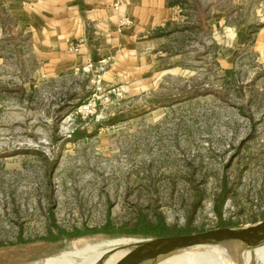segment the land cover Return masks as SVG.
<instances>
[{"label": "rangeland", "instance_id": "obj_1", "mask_svg": "<svg viewBox=\"0 0 264 264\" xmlns=\"http://www.w3.org/2000/svg\"><path fill=\"white\" fill-rule=\"evenodd\" d=\"M168 5L179 17L162 30L144 91L114 74L113 54L103 70L99 60L42 72L0 7V264H95L153 238L40 242L52 217L69 233L139 215L196 233L264 221V69L253 50L264 0ZM80 240L91 253L75 251Z\"/></svg>", "mask_w": 264, "mask_h": 264}, {"label": "crops", "instance_id": "obj_2", "mask_svg": "<svg viewBox=\"0 0 264 264\" xmlns=\"http://www.w3.org/2000/svg\"><path fill=\"white\" fill-rule=\"evenodd\" d=\"M3 5L16 34L28 37L42 72L71 70L113 54L114 74L130 91L147 88L151 54L164 27L179 17L168 0H0ZM122 18L131 24L120 26ZM253 50L264 69V26Z\"/></svg>", "mask_w": 264, "mask_h": 264}, {"label": "water", "instance_id": "obj_3", "mask_svg": "<svg viewBox=\"0 0 264 264\" xmlns=\"http://www.w3.org/2000/svg\"><path fill=\"white\" fill-rule=\"evenodd\" d=\"M250 235L253 236L249 237ZM236 242L244 243L250 248L264 242V221L245 228H219L191 235L139 239L135 243L107 251L95 264H98L108 255L123 249H129V251L116 264H142L184 248Z\"/></svg>", "mask_w": 264, "mask_h": 264}, {"label": "bare ground", "instance_id": "obj_4", "mask_svg": "<svg viewBox=\"0 0 264 264\" xmlns=\"http://www.w3.org/2000/svg\"><path fill=\"white\" fill-rule=\"evenodd\" d=\"M253 235H250L251 237ZM77 252L91 253L94 247L80 241L73 243ZM89 250V251H88ZM129 249L116 251L103 259L102 264H116ZM94 252V251H93ZM243 254V255H242ZM189 255L200 263L218 262L219 264H264V242L247 247L244 243H228L223 245H199L164 254L143 264H196L181 257ZM227 258H230L229 260ZM96 263V262H95Z\"/></svg>", "mask_w": 264, "mask_h": 264}, {"label": "trees", "instance_id": "obj_5", "mask_svg": "<svg viewBox=\"0 0 264 264\" xmlns=\"http://www.w3.org/2000/svg\"><path fill=\"white\" fill-rule=\"evenodd\" d=\"M240 44H245L247 41V37L245 34H239ZM231 74V72H227ZM225 189L222 191L221 196L216 200L214 210L218 217H221V206L223 204V199L225 196ZM51 227L50 231L46 238L41 239L40 242L53 243L62 240H72L79 237L90 236V235H111V236H125V237H174V236H183V235H191L196 234V232H192L190 229L179 230L176 227L168 226L163 218L158 215V217L151 221L145 215H139L134 223L124 224L120 229L114 230L111 227V224L107 223L101 229H87L86 231H78L75 230L71 233L59 228L56 226L54 219H51ZM225 223H221L220 226H225ZM224 228V227H222ZM55 230V232H54ZM199 233V232H198ZM13 246V245H12Z\"/></svg>", "mask_w": 264, "mask_h": 264}, {"label": "built area", "instance_id": "obj_6", "mask_svg": "<svg viewBox=\"0 0 264 264\" xmlns=\"http://www.w3.org/2000/svg\"><path fill=\"white\" fill-rule=\"evenodd\" d=\"M120 26H128L131 24V21L128 18H123L120 20ZM109 64V61L107 58L101 59L98 63L97 66L100 70H103L107 65ZM88 68H92V65L89 64ZM94 105V102L88 105H85L79 109V112L82 110H87L89 107H92Z\"/></svg>", "mask_w": 264, "mask_h": 264}]
</instances>
